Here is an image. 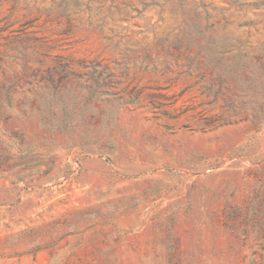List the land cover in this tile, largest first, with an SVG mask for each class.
Here are the masks:
<instances>
[{
    "label": "rangeland",
    "instance_id": "rangeland-1",
    "mask_svg": "<svg viewBox=\"0 0 264 264\" xmlns=\"http://www.w3.org/2000/svg\"><path fill=\"white\" fill-rule=\"evenodd\" d=\"M0 264H264V0H0Z\"/></svg>",
    "mask_w": 264,
    "mask_h": 264
},
{
    "label": "trees",
    "instance_id": "trees-1",
    "mask_svg": "<svg viewBox=\"0 0 264 264\" xmlns=\"http://www.w3.org/2000/svg\"><path fill=\"white\" fill-rule=\"evenodd\" d=\"M185 36V35H184ZM165 41H169V36H167ZM179 45V44H178ZM178 45H176V47H179Z\"/></svg>",
    "mask_w": 264,
    "mask_h": 264
}]
</instances>
